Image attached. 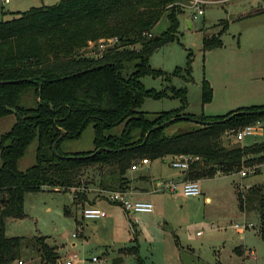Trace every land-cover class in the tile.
Listing matches in <instances>:
<instances>
[{
	"label": "trees",
	"instance_id": "1",
	"mask_svg": "<svg viewBox=\"0 0 264 264\" xmlns=\"http://www.w3.org/2000/svg\"><path fill=\"white\" fill-rule=\"evenodd\" d=\"M181 1L59 0L0 19V117L16 114L13 125L0 135V264H14L21 258V237L7 235L6 220L25 215L27 191L84 186L75 196L84 205L89 200V183L102 189H129L128 170L143 158L198 156L187 168V177L194 179L239 172L255 161L264 162V141L227 144L224 140L225 134L263 119L264 103L217 115L196 114L185 111L186 87L167 84L157 89L144 84L146 74L170 79L180 72L154 68L149 59L157 48L177 37L179 14L184 11ZM164 14L169 25L155 32ZM112 36L118 41L101 55L88 52L89 40L96 41L98 48L99 38ZM203 41L204 49L224 43L220 33L205 35ZM187 70L191 74L190 66ZM28 91L34 96L32 104L22 101ZM213 92L204 77L203 104L212 100ZM147 96L179 97L181 105L149 112L141 109ZM237 110L248 112L227 118ZM193 117L201 122L198 127L166 132L167 125ZM165 121L169 122L146 136L154 125ZM121 124L119 132L113 130ZM89 125L93 148L65 150L63 143L80 138ZM33 141L36 161L19 169V159ZM85 169L92 176L82 180ZM238 195L242 208L259 210L264 238V182L245 191L238 188ZM35 245L41 251L37 264L59 263L44 235L35 237ZM130 249L144 264L139 244Z\"/></svg>",
	"mask_w": 264,
	"mask_h": 264
},
{
	"label": "rangeland",
	"instance_id": "2",
	"mask_svg": "<svg viewBox=\"0 0 264 264\" xmlns=\"http://www.w3.org/2000/svg\"><path fill=\"white\" fill-rule=\"evenodd\" d=\"M58 1H0V19L12 18L18 10ZM181 5L184 11L179 14L177 37L157 48L149 59L154 68L168 73L178 68L180 72L170 79L146 74L142 77L144 84L157 89L167 84L186 87L188 106L185 111L196 114L217 115L241 106L264 103V0H212L202 4L204 12L196 18L198 8L192 0H182ZM168 25L169 19L164 14L153 30L161 32ZM219 33L223 45L204 49V36ZM189 66L191 74L187 70ZM204 77L214 90L212 100L205 104L202 102ZM22 101L32 104V91L26 92ZM180 105L179 97L147 96L141 109L154 112ZM15 120L14 112L0 117V135ZM200 124L194 118L181 119L167 125L166 132L179 133ZM262 125L263 130L246 135L242 140H237L232 132L225 134L224 140L227 144L264 141V118ZM121 129L122 124L113 130ZM63 145L68 151L93 148L92 126L89 125L80 138L65 141ZM35 150L36 141H33L19 159V169L35 163ZM171 159L167 156L164 163L154 160L158 164L150 171L143 166H133L130 169L136 170L129 169L130 174L150 173L151 180L173 179L172 174H177L180 168L173 167ZM244 168V175L237 171L201 178V195H185L181 187L179 191L166 187L164 191L134 197L152 201V212L127 211L122 204L105 199L108 196L105 190L100 191L93 183H89V200L84 205L75 200L77 190L73 186L67 190L51 186L30 190L25 195V215L7 218L6 233L21 237L19 249L24 264L40 262L41 251L35 245V237L39 235H44L45 241L54 247L58 264H65V259L71 256L80 259L77 264H114L117 255L124 257L117 264H141L130 249L137 244L144 264H264L260 212L256 208H242L238 195V188L245 191L250 185L264 182V162L255 161ZM83 175L82 180L92 176L89 169H85ZM206 196L211 199L207 200ZM93 199L100 200L95 203ZM92 204L105 209L107 216L83 218V206ZM245 221L253 225L243 227ZM236 222L240 227L234 225ZM240 246L245 247L244 254L237 251Z\"/></svg>",
	"mask_w": 264,
	"mask_h": 264
},
{
	"label": "built area",
	"instance_id": "3",
	"mask_svg": "<svg viewBox=\"0 0 264 264\" xmlns=\"http://www.w3.org/2000/svg\"><path fill=\"white\" fill-rule=\"evenodd\" d=\"M2 3L9 2L10 0H0ZM212 0H192V3L195 7L198 8L197 13L194 14V17H198V14H202L204 12V8L202 7L203 3L209 2ZM118 41L117 36L112 37H101L98 40L99 47L96 48V41L89 40L88 44V52L95 54H102V51L108 46L114 45ZM259 130H263L262 119H258L253 123L246 124L236 131H233L234 137L237 140H242L246 135L257 133ZM198 156L192 154H182L172 159V165L180 168H188L190 161L197 158ZM143 161L147 162V158H143ZM134 166V165H132ZM242 175L246 174V169L242 168L239 171ZM180 184V185H179ZM181 187L182 192L185 195H199L202 192V187L200 184V179L188 178L183 180L181 183L177 182L174 179L161 180L158 183L157 188L163 189L169 187L171 190H176ZM75 190L84 189V186H73ZM100 191L105 190L104 193L108 196H105L109 200L113 202H117L123 205V207L130 212H152L154 210V203L150 200H142L135 199L133 193L129 189H102L99 188ZM103 193V192H102ZM103 195V194H101ZM104 196V195H103ZM107 211L105 209L100 208L97 205H87L83 206L82 209V217L83 218H102L107 216ZM236 227H240L239 223L234 224ZM253 223L251 221H245L243 227L252 226ZM74 235H77L74 233ZM98 259V257H94ZM80 259L74 256H71L65 259V264H77ZM14 264H24V260L22 258L15 261Z\"/></svg>",
	"mask_w": 264,
	"mask_h": 264
},
{
	"label": "crops",
	"instance_id": "4",
	"mask_svg": "<svg viewBox=\"0 0 264 264\" xmlns=\"http://www.w3.org/2000/svg\"><path fill=\"white\" fill-rule=\"evenodd\" d=\"M11 11H14V10H11ZM18 11H20V10H18ZM230 110H232V109H230ZM230 110H228V111H230ZM166 158L167 157L157 158V159H153V160L149 159L147 162H145L143 160L142 161L140 160L139 162H136V164H134V167L139 165V167L143 166L146 170L150 171L152 169V166H156V163L158 164V162L154 161V160H158L159 162L164 163ZM171 158L173 159V157H171ZM153 162H155V163H153ZM173 167H176V166L173 165ZM177 168H180V167H177ZM130 170L134 171L136 169H130ZM130 170H129V173H128L129 174V178L131 179V186H130L129 190L132 191L134 197L136 195H138V194H140V196L138 197V198H140V197H142V195H146V194L151 193V192L164 191L165 188L159 189V188H157V186H158L159 181L168 180L167 178L161 177V179H159V178L155 179L154 178V180H151L150 173L149 174H146V173L143 174L142 173V174L136 175V174H133V172L130 174ZM217 174H221V173H217ZM172 176L175 177V178H173L174 180H176L177 182L181 183L183 180L188 179V177H187V169L186 168H180L178 173L177 174H172ZM200 180H201V178H200ZM179 189L180 188H178L176 190L179 191ZM202 192H203V190H202ZM202 192H201V194H202ZM201 194H199V195H201ZM105 199H107V198L105 197ZM206 199L210 200L211 197L206 196ZM98 200H100V199L94 200V202L96 203ZM101 200H103V198ZM237 251L242 253V254H244L246 249H245L244 246H240V247L237 248Z\"/></svg>",
	"mask_w": 264,
	"mask_h": 264
},
{
	"label": "water",
	"instance_id": "5",
	"mask_svg": "<svg viewBox=\"0 0 264 264\" xmlns=\"http://www.w3.org/2000/svg\"><path fill=\"white\" fill-rule=\"evenodd\" d=\"M243 112H248V111L247 110H237V111L231 113L230 115H228L227 118H231L232 116H234V115H236L238 113H243ZM227 118H225V119H227ZM174 119H175V117L174 118H171L170 120H174ZM194 119H196V118H194ZM167 122H169V121H165L164 123L159 124V125H154L151 129L148 130V132L146 133V136H148V134L150 133V131L152 129H154V128L158 127V126H162V125L166 124ZM56 146H57V141H55L54 142V145H53V149H54L55 152H57V147ZM123 259H124V257L122 255H117L116 257H114L113 263L114 264H117L120 261H122Z\"/></svg>",
	"mask_w": 264,
	"mask_h": 264
}]
</instances>
